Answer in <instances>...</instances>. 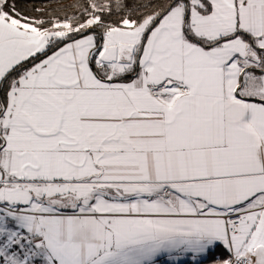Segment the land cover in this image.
Wrapping results in <instances>:
<instances>
[{
    "label": "snow or ice",
    "instance_id": "6c2138e0",
    "mask_svg": "<svg viewBox=\"0 0 264 264\" xmlns=\"http://www.w3.org/2000/svg\"><path fill=\"white\" fill-rule=\"evenodd\" d=\"M0 264H264V0H0Z\"/></svg>",
    "mask_w": 264,
    "mask_h": 264
}]
</instances>
